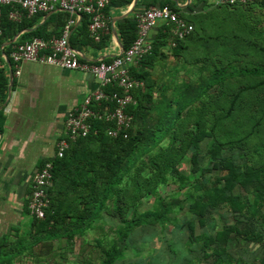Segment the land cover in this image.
<instances>
[{
	"label": "trees",
	"instance_id": "obj_1",
	"mask_svg": "<svg viewBox=\"0 0 264 264\" xmlns=\"http://www.w3.org/2000/svg\"><path fill=\"white\" fill-rule=\"evenodd\" d=\"M130 2L131 0H108L103 12L106 15L109 8L126 7ZM256 3L264 5L258 0L234 6H213L207 0H190L183 7H179L173 0H136L127 15L115 22L122 49L127 48L136 35L133 15L138 10L135 8L139 5L145 9L151 5L166 4L192 26L184 38L177 39L169 32V25H161L166 31V46H169L171 56L180 57L184 63L181 66L187 62L190 64L199 62L201 69L210 64L209 72L204 73L198 81L171 79L160 81L159 86L154 88L156 81L146 79L148 73L143 71L141 66L143 67L146 61L162 55L160 48L165 45V34L161 32L159 37H151L150 52L142 57L136 68L130 69V74L142 80L143 84L132 91L134 103L125 108V112L131 116L127 137H109L104 132L107 124L93 120L90 122L88 133L72 142L61 157L49 158L51 184L46 190L48 204L44 208L43 216L36 218L29 213L27 199L26 211L31 216L27 238H18L14 245L3 248L11 242L4 241L7 235L0 236V264H10L8 259L12 256L25 249L30 250L42 241L64 237L65 241L69 242L75 234L82 233L92 223L105 201L113 195L115 197L112 201L121 200L125 204L126 201L133 203L141 193L155 192V182H167V179L171 178L170 171L179 159L190 148L195 149L206 137L211 138L206 149L213 154L214 161L220 159L221 164L228 168V172L222 174L214 185L205 187L193 197H188L187 207L190 214L198 217L197 223L203 228L206 225V216L211 210L225 206V211L229 214L241 216L251 211L258 199L262 198V208L259 209L261 219L255 220L262 225L260 227L264 231V167L257 166L255 160L249 164L244 163V170H241L240 162H231L220 153L221 149L233 148L236 151L243 150L242 153L238 151L241 158L264 157V34L249 25L245 18L241 19L238 16L240 18L238 23L246 31V37L232 32L231 42L211 47L208 39L216 38L218 35L208 32V29L221 26L226 17L219 14L220 16L214 18L208 25L201 20L209 17L211 10L240 9ZM57 12L63 14L61 27L67 13ZM193 16L202 18L193 22L191 19ZM81 17L84 18L86 25L87 16L81 14ZM0 21V37L4 35L10 38L13 24L4 16ZM197 24L203 35L194 37ZM25 25L26 23L22 21L16 28L20 29ZM59 33L60 28L56 35ZM86 36L89 37L87 31ZM203 36L204 40L200 44ZM103 38L104 36L99 41L102 42ZM169 40L174 42L173 46H170ZM69 42L73 46L70 39ZM2 52L10 63L6 49ZM0 79L5 81L1 74ZM154 91L158 94L157 97L152 95ZM194 102H199V105H191ZM163 139L165 144L162 145ZM151 150L154 152L148 158L149 164L147 163L151 173L143 175L140 171L142 167H134V163ZM195 153L194 150L190 157L193 162ZM131 169L133 171L129 176H132L133 188L126 191L119 184L122 177ZM187 177L178 174L176 179L181 181ZM235 186L250 194L251 200L234 194ZM170 209L167 203L166 208L160 210L133 212L132 217L127 220L121 216L119 220L124 223V227L118 231L119 237L124 238L129 231L140 225L157 222L163 218V213ZM192 224L190 219L187 223L190 230ZM257 234L255 229L247 232L234 221L221 225L219 229L213 230V227L207 231L202 229L193 236V240H199L202 256L209 254L206 250H210L215 257L208 264H236L232 261L226 245L228 243L237 245L239 238L248 242H258L260 236L256 237ZM97 243L102 257L98 264H112L120 257V249L114 243L106 246L101 245L100 240H97ZM169 252L170 257L177 256L174 248ZM261 258H264V250Z\"/></svg>",
	"mask_w": 264,
	"mask_h": 264
},
{
	"label": "rangeland",
	"instance_id": "obj_2",
	"mask_svg": "<svg viewBox=\"0 0 264 264\" xmlns=\"http://www.w3.org/2000/svg\"><path fill=\"white\" fill-rule=\"evenodd\" d=\"M219 14L224 15L226 21L224 20V23L219 27H209L208 32L218 35L216 38L208 39L211 47L231 42L232 32L246 37V31L238 23V20H240L238 16L241 19L245 18L247 23H250L249 25L264 34V5L262 4L246 5L240 9L232 10H211L209 17L206 16L201 20L208 25L214 18L220 16ZM199 18L193 16L191 19L193 22L194 20L197 22ZM194 30V37L203 35L198 24ZM208 32H205V34H208ZM203 40L204 36L200 39V44ZM174 57L177 69L175 70L176 77L171 81H198L204 73L209 72L211 67L209 64L200 69L199 62L193 64L185 62L186 64L181 66L184 64L182 59ZM234 80L232 79V81ZM152 95L154 97L158 96L156 91ZM191 105H199V102H194ZM191 127L193 129V126ZM210 140V137H206L198 143L195 149L190 148L170 171L171 178L167 179V182H155V192L141 193L133 203H127L126 201L125 204L121 200L119 202L112 201L115 197L113 195L105 201L98 215L93 218L92 223L82 233L75 234L69 242H66L64 237L39 242L32 249H25L8 259L10 264H98L102 257L97 240H100L101 245L104 246L114 243L120 249V257L112 264H208L215 257L210 250H206L209 254L202 256L199 240L194 241L193 236L197 235L202 229L207 231V229L210 230V227H213V230H215L225 223L229 224L234 221L247 232H252L255 229L258 233L256 237L259 235L260 238L257 239L258 242H248L246 239L241 240L239 238L237 245L228 243L226 249L228 253H231L232 261H235L236 264H264V258H261L264 250V231L260 227L262 225L256 221L261 219L262 198L258 199L251 211L241 216L229 214L225 211V206L211 210L207 214L208 217L206 216V225L203 228H200L197 223L198 217L190 214L188 210V197H193L205 187L214 185L222 174L228 172V168L221 164L220 159L214 161L213 154L206 149L210 144ZM161 142L162 145L165 144V139ZM194 150L196 153L193 162L190 157ZM238 151L243 152V150L236 151L233 148H225L221 149L220 153L224 158L228 157L231 162H240L241 170H244V163L249 164L255 160H257V166L264 167V157L245 156L241 158L238 156ZM153 152L154 150L144 153L139 159L135 160L134 167H142L140 171L143 175H150L151 173L148 158ZM132 171L133 169L122 177L119 186L124 188L123 190L127 191L133 188L132 176H129ZM178 174L188 177L178 181L176 179ZM151 183L154 184L153 181ZM233 192L240 198L245 197L247 200H251V195L246 191H241L237 186L233 187ZM158 197L160 199H157ZM167 203H169L171 209L163 213L162 219L140 225L129 231L124 238L119 237L118 231L124 227V223L119 220L121 216L127 220L132 217L133 212L160 210L166 208ZM243 208L245 209V207ZM190 219L193 222L191 230L187 226ZM30 220L31 216L29 215L28 221L19 230L8 234L4 241H9L11 244L3 246V248L14 245L18 238H27ZM252 239L255 241L254 237ZM171 248L175 249L176 257H170L169 251Z\"/></svg>",
	"mask_w": 264,
	"mask_h": 264
},
{
	"label": "crops",
	"instance_id": "obj_3",
	"mask_svg": "<svg viewBox=\"0 0 264 264\" xmlns=\"http://www.w3.org/2000/svg\"><path fill=\"white\" fill-rule=\"evenodd\" d=\"M185 2L174 1L179 7H183ZM130 3L126 7L107 10L109 28L102 35V42L92 41L86 36L84 18L81 14L76 15L69 39L84 59L108 58L120 51L122 47L115 27V22L120 18L116 17L123 14ZM135 9L142 10V7L139 5ZM7 11L6 8L2 9L1 17L13 24L11 37H0V45L7 53L11 49V42H21L31 36L56 35L63 19V14L50 11L31 17L22 16L18 21H13L7 17ZM21 20L26 25L17 29ZM161 32L165 34V45L160 48L162 55L141 66L148 73L146 79L156 81L154 88L159 86L160 81L175 79L177 69L176 60L171 56L169 46H166V31L162 26L153 27L149 36L159 37ZM15 68L17 74L14 73ZM0 74L5 78V81L0 79V236H8L28 221L26 201L31 176L44 161L51 158L53 142L62 134L61 124L66 111L96 87L98 78L80 70L37 62L26 61L14 65L7 61L4 53L0 54Z\"/></svg>",
	"mask_w": 264,
	"mask_h": 264
},
{
	"label": "built area",
	"instance_id": "obj_4",
	"mask_svg": "<svg viewBox=\"0 0 264 264\" xmlns=\"http://www.w3.org/2000/svg\"><path fill=\"white\" fill-rule=\"evenodd\" d=\"M256 0H209L213 6L244 5ZM264 3V0H258ZM108 0H0V19L2 8L7 7V17L18 21L22 16L31 17L36 13L63 11L67 18L60 27L59 35L48 37L32 36L21 42H11L8 57L14 65L20 62H37L55 67L80 70L97 77V84L62 119V134L53 142L51 157L59 158L76 139L85 136L90 122L102 121L107 125L104 132L109 137H127L131 116L125 112L134 103L132 91L142 86V81L130 74L143 56L151 50L149 31L157 25H169V32L177 39L184 38L192 29L190 23L179 17L167 5H151L134 13L136 35L132 43L114 55L96 60H86L69 42V33L76 15L87 16L86 30L92 41H99L108 32V17L103 8ZM1 35V26H0ZM174 42L170 41V46ZM3 48L0 45V54ZM14 73L18 70L15 68ZM109 87L110 89H105ZM51 162L44 161L30 179L27 209L36 218L43 216L48 204L46 194L51 184Z\"/></svg>",
	"mask_w": 264,
	"mask_h": 264
},
{
	"label": "water",
	"instance_id": "obj_5",
	"mask_svg": "<svg viewBox=\"0 0 264 264\" xmlns=\"http://www.w3.org/2000/svg\"><path fill=\"white\" fill-rule=\"evenodd\" d=\"M135 1L136 0H132L131 1V3H130V5H129V7L127 8V10L123 13V14H121L120 16H118V17H116L117 19H119V18H122V17H125L126 15H127V13L131 10V8L133 7V5H134V3H135ZM173 1H175V0H173ZM188 1L189 0H186V2L184 3V5L186 4V3H188ZM111 31H112V33L114 34V29L112 28V25H111ZM115 35V34H114ZM122 49V48H121ZM10 71H9V76H10Z\"/></svg>",
	"mask_w": 264,
	"mask_h": 264
}]
</instances>
